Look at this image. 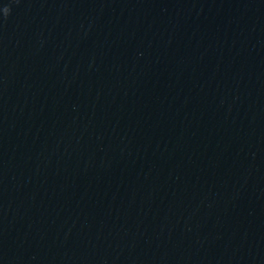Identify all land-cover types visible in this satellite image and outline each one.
I'll return each mask as SVG.
<instances>
[{"label":"water","instance_id":"95a60500","mask_svg":"<svg viewBox=\"0 0 264 264\" xmlns=\"http://www.w3.org/2000/svg\"><path fill=\"white\" fill-rule=\"evenodd\" d=\"M0 264H264V0H0Z\"/></svg>","mask_w":264,"mask_h":264},{"label":"clouds","instance_id":"9594fccd","mask_svg":"<svg viewBox=\"0 0 264 264\" xmlns=\"http://www.w3.org/2000/svg\"><path fill=\"white\" fill-rule=\"evenodd\" d=\"M2 11H3L4 16L7 17L10 13V8L5 5L2 7Z\"/></svg>","mask_w":264,"mask_h":264}]
</instances>
